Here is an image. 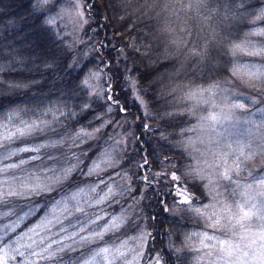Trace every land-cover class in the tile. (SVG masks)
<instances>
[{"label": "rangeland", "instance_id": "obj_1", "mask_svg": "<svg viewBox=\"0 0 264 264\" xmlns=\"http://www.w3.org/2000/svg\"><path fill=\"white\" fill-rule=\"evenodd\" d=\"M34 4L37 11L45 15L46 24L60 39L68 40L69 45L74 48L75 62L82 59L96 61V67L86 79L89 80L87 87L92 98L105 104L106 114L101 126L97 128L99 131L72 130L59 124L58 118L33 121L10 118L0 121V126H3L0 127V132L23 127L25 122H35L37 125H40L41 121L45 122L31 135L19 137L8 144V150L37 148L60 142L56 143L55 147L40 148L39 152H20L17 156L6 160L4 163L11 164L18 163L22 158L26 163L18 169L0 173V181L8 182L0 184V188L5 192L9 186L14 190L18 188V181H27L29 174L39 176L42 180L47 177L51 181L53 173L49 169H55V175L59 177L63 175L64 168H73L60 183H53L50 191L39 195L10 197L9 203L3 206V210L8 211L15 206L17 213L23 215L31 208L32 214L21 222L17 232L22 234L23 231L48 218L53 220V225L50 226L51 232L48 233L52 235L60 227L55 223L52 209L57 207V202L67 200L73 193L83 189L87 195L82 193L78 202L80 207L85 209L84 213L77 212L76 202L71 201L68 202L67 218L57 208L56 216L63 221V226L68 230L67 234L73 233L83 225L87 231L82 232V235L90 236L94 231H101L107 226L106 222L111 224L117 218L122 219L119 229L106 233L102 241H94L83 249L59 253L54 260L35 257L32 259L36 260L37 264H76L82 254L91 256L88 249L95 251L100 247L111 248L113 245L119 247L122 242H127V246L121 249L125 253L124 257H120L119 253H110L107 259L97 257L99 264H109V261L111 264H164L161 253H158L159 250L152 249L149 205L155 190L164 198V202L169 199L174 203L178 212H189L200 221L201 225L191 231L182 245L183 248H178V252L181 249L190 252L187 264H214V262L223 264V261H217L214 255L215 249L212 246L216 241L206 240L203 235H196L207 233L209 236L223 238L221 232L209 227L206 218L195 211L201 209L203 212L208 205L214 203L212 198L214 193L209 179L217 180L209 165L214 162L212 152L218 151L210 141L211 138L218 137L211 136L208 122L201 118L214 111L219 114L218 109L228 112L234 103H242L246 106L244 109H231L236 119L223 126H217L216 131L223 132L225 128L228 130L225 135L228 136L232 148L236 150V156L240 157L241 171L238 176H234V180H238L241 185L252 184L255 191L264 190L254 182V178L264 177V53L248 54L260 53L261 48H264V37L250 35L264 28V25L254 24L248 35L233 44L231 48L233 66L227 78L209 86L187 85L179 91L178 103L182 107L181 111L186 115L187 125L180 134L178 148L184 153L187 161L181 165L175 160H166V158L162 160L160 170L154 172L146 168L147 161L135 155L136 134L132 129L134 121L129 119L125 109L115 98L108 76V65L103 63L98 41L88 32L91 17L87 0H50L48 4L34 0ZM236 45H240L241 48L237 50ZM234 70L243 80L254 79L256 87H249L243 83L233 75ZM92 73H96L97 78H90ZM130 80L129 87L133 90V98L147 117L149 109L141 91L138 90L135 81ZM209 88H212L211 92H203L198 97L200 103L187 99L189 91ZM82 130L93 135H81L77 138V133H81ZM241 150L244 155H241ZM105 152L109 153L113 164L108 167L101 165L99 172L90 174L94 163L98 162ZM33 157L37 159H32ZM227 159L231 162L235 157L229 156ZM215 163H219V160H215ZM0 167H3V164H0ZM233 187L234 185H230L227 181H220L217 188L224 193L221 199L227 198L230 203L233 199L240 201L239 196L234 198L228 196ZM90 188H95L96 191L90 192ZM109 189H112L111 195L101 199ZM180 192H183L190 202L186 203ZM98 200L100 202H97ZM255 203L259 208L261 204L259 197L256 198ZM245 211L250 209L246 206ZM33 216L37 217L26 225ZM11 219L14 220L15 217ZM251 223L253 224L251 233L257 232L258 228L255 227L257 217L254 216ZM251 233L248 235L250 236ZM7 235L16 238L13 233ZM61 235L66 234L61 233ZM53 238L55 239L54 236ZM8 264H24V258L17 257Z\"/></svg>", "mask_w": 264, "mask_h": 264}, {"label": "trees", "instance_id": "obj_2", "mask_svg": "<svg viewBox=\"0 0 264 264\" xmlns=\"http://www.w3.org/2000/svg\"><path fill=\"white\" fill-rule=\"evenodd\" d=\"M142 2L87 0L88 32L98 41L103 63L108 65L115 98L134 121L135 155L155 172L166 158L181 165L187 161L178 148L187 125L179 91L227 78L233 66V44L248 35L254 24L264 25L256 20L264 12V0H157L156 8L164 11L158 16L149 12L147 17L142 15L144 9L137 11ZM160 28L167 29L183 53L191 50L201 55L178 60L166 54V59L157 60L159 49L148 47L154 44L149 34ZM74 51L46 24L34 0H0V121L58 118L59 124L72 130L99 128L106 106L92 98L83 84L96 61L75 62ZM197 63L200 75L194 79L185 75L182 65ZM208 67L216 71H206ZM130 79L141 91L147 117L133 98ZM149 212L152 249L159 250L164 264H187L190 252L178 248H183L200 221L189 212H178L155 190Z\"/></svg>", "mask_w": 264, "mask_h": 264}, {"label": "snow or ice", "instance_id": "obj_3", "mask_svg": "<svg viewBox=\"0 0 264 264\" xmlns=\"http://www.w3.org/2000/svg\"><path fill=\"white\" fill-rule=\"evenodd\" d=\"M40 2L42 4H48L50 0H40ZM256 20L264 21V12H262L260 16H257ZM49 23H51V21H49ZM250 35L264 37V28L250 33ZM235 48L239 50L241 46L236 45ZM262 53H264V48H261L260 53L250 52L248 54L258 55ZM233 75L241 79L247 86L256 87L254 79L243 80L235 70L233 71ZM90 78H97V74H90ZM83 84L88 86L89 80H84ZM211 91L212 88L189 91L187 93V99L198 104L200 103L198 97H200L203 92ZM245 107L246 106L242 103H234L230 106L228 112H224L223 109H218L219 114H217V111H214L208 116L201 118L203 121L208 122L211 136L218 137L211 138L210 141L218 151L212 152L214 162L209 165V167L213 169L217 180L212 181L209 179V183L212 184V192L214 193L212 197L214 203L208 205L203 212L201 209H195V211L206 218L209 222V227L221 232L223 238L219 236H209L207 233H197L196 235H203L206 240L216 241V244L212 246L215 249L214 255L216 260L223 261V264H264V190L255 191L252 184L241 185L238 180H234V176H238L241 171L239 168V163L241 162L240 157L236 156V150L232 148L228 136L225 135L228 130L225 128L223 132L216 131L217 126H223L236 119L231 109H244ZM44 124L45 122L43 121H41L40 125H37L35 122H25L23 127H16L14 130L6 129L4 132H0V164H3V167H0V173H7L11 170L18 169L26 163L22 158L18 163H4L6 160L17 156L20 152H39L40 148L49 146L55 147L56 143H60L55 142L52 145H41L37 148L25 147L16 150H8V144L19 137L31 135L38 127ZM96 131H99V129ZM81 135L91 136L93 134L83 132L82 130L81 133H77V138ZM241 155H244L242 150ZM229 156H233L235 159L230 162L227 159ZM245 158L250 157L245 156ZM32 159H37V157H33ZM215 160H219V163H215ZM112 164L113 161L109 153L105 152L98 162L94 163L93 167L90 169V174L99 172L101 170V165L108 167ZM72 170V167L64 168L63 175L57 177L55 175L56 170L49 169V171L53 173L51 181H49L47 177L42 180L39 176L29 174L27 181H18L19 187L15 190L12 186H9L6 192L0 188V264H8L10 260H16L17 257L24 258V264H37V261L32 259L33 257L43 260H54L59 253L83 249L94 241H102L106 233L119 229L122 218L113 220L111 224H107L106 222L107 226L103 227L101 231H94L90 236L82 235V232L87 231L83 225L73 233L67 234L68 230L63 226V221L59 216H56L57 208H59L61 214L67 218L69 214L68 202L71 201L76 202L75 210L77 212L84 213L85 209L80 207L78 201L82 193L84 195H87V193H84V190L81 189L79 192L69 196L67 200L57 202V207L52 209V216L55 217V223L60 225L55 233L52 235L48 234L51 232L50 226L53 225V220L48 218L41 220L34 227L28 228L27 231H23L22 234L17 232V228L21 222L32 214V209L30 208L27 212H24L23 215L17 213L15 206H12L8 211H4L3 206L9 203L8 198L39 195L45 191H50L53 183H60ZM173 179H178V177H173ZM220 181H227L230 185H234L232 191L228 193V196L233 198L239 196L240 201L233 199L230 203L227 198L221 199L224 193L217 188ZM254 182L258 183L261 189H264V177H260L259 179L254 178ZM6 183L8 182L0 181V184ZM221 187H223V185H221ZM89 191L95 192L96 189L90 188ZM111 193L112 189H109L108 193L101 199H106ZM179 194L184 196L186 203L190 202L183 192ZM257 197L261 200L259 208H257V204L255 203ZM97 202L100 201L98 200ZM246 206L250 211H245ZM251 209H256V211H251ZM254 216L257 217L255 227L258 228V231L251 233L253 227L251 221ZM12 217H15V219L12 220ZM8 233L15 234L16 238L13 239L11 235H7ZM61 233H65L66 235L62 236ZM248 233H251V235L249 236ZM68 241H71V243H67ZM126 246L127 242H122L119 247L115 245L111 248L100 247L95 251L88 249L91 256L89 257L88 255L82 254L76 261V264H99L96 258L100 257L101 259H107L110 253H119L120 257H124L125 253L121 251V249ZM211 254L210 252V255ZM109 264H111V261H109Z\"/></svg>", "mask_w": 264, "mask_h": 264}, {"label": "clouds", "instance_id": "obj_4", "mask_svg": "<svg viewBox=\"0 0 264 264\" xmlns=\"http://www.w3.org/2000/svg\"><path fill=\"white\" fill-rule=\"evenodd\" d=\"M156 2L157 0H143V2L139 4L137 11H139L140 9H144L142 15L146 17L148 16L149 12H154L155 15L158 16L161 12L164 11V8L161 7L157 9ZM149 35L151 36V39L154 42V44H150L148 47L149 48L154 47L155 49H159V51L155 53L157 60L166 59L167 58L166 54L175 56L178 60L183 59L184 57L188 55H196V56L201 55L200 52H192L191 50L187 53H183L181 49L177 48L176 39L173 36L167 34V29L160 28V29H157L155 34H149ZM182 68H183L185 75L190 76L192 79H194L195 76L200 75L199 63H197L193 67H184L182 65ZM205 70L210 71V72L216 71V69L213 67H208Z\"/></svg>", "mask_w": 264, "mask_h": 264}]
</instances>
